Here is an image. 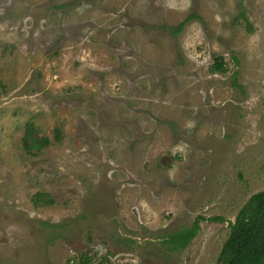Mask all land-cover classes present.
<instances>
[{"label":"rangeland","instance_id":"obj_1","mask_svg":"<svg viewBox=\"0 0 264 264\" xmlns=\"http://www.w3.org/2000/svg\"><path fill=\"white\" fill-rule=\"evenodd\" d=\"M262 190L264 0H0V264H218Z\"/></svg>","mask_w":264,"mask_h":264},{"label":"trees","instance_id":"obj_2","mask_svg":"<svg viewBox=\"0 0 264 264\" xmlns=\"http://www.w3.org/2000/svg\"><path fill=\"white\" fill-rule=\"evenodd\" d=\"M182 22L173 26L178 31ZM172 27V26H171ZM211 72H223V60L221 56H213L208 66ZM30 125L27 132L30 133ZM28 134L25 135V143ZM56 136L58 132L56 131ZM49 143L47 138H41V146ZM33 145L34 140H33ZM25 146L28 148L25 144ZM39 148L38 146H36ZM40 193L31 196L32 203H38ZM197 221L194 220L189 228L178 229L167 234L163 242L169 244V248L182 247L194 235ZM218 259L222 264H264V190L253 193L246 203L237 211L234 220L229 224L228 236L223 243Z\"/></svg>","mask_w":264,"mask_h":264},{"label":"water","instance_id":"obj_3","mask_svg":"<svg viewBox=\"0 0 264 264\" xmlns=\"http://www.w3.org/2000/svg\"><path fill=\"white\" fill-rule=\"evenodd\" d=\"M218 264H222V261H219V263Z\"/></svg>","mask_w":264,"mask_h":264}]
</instances>
